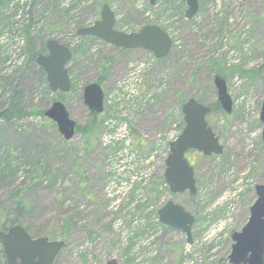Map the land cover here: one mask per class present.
<instances>
[{
    "label": "rangeland",
    "instance_id": "obj_1",
    "mask_svg": "<svg viewBox=\"0 0 264 264\" xmlns=\"http://www.w3.org/2000/svg\"><path fill=\"white\" fill-rule=\"evenodd\" d=\"M103 3L111 5L119 31L154 24L168 32V55L157 59L142 49L120 51L79 36V28L100 18ZM198 3L197 13L186 19L182 0H26L20 16L16 0H0V113L10 107L25 112L0 117V162L12 170L0 173V220L10 206L8 195L22 189L20 224L33 237L65 242L53 264H104L112 258L118 264H230L231 235L247 222L255 186L264 181V0ZM27 33L38 46L54 39L69 48V92L50 90L29 55ZM138 61L149 66L143 91L158 84L162 89L154 103L130 115L135 147L129 149L115 118L106 124L113 115L107 96ZM215 74L226 80L230 113L217 101ZM92 82L104 92L101 127L87 143L77 130L65 140L43 113L59 99L76 128L85 126L91 117L82 89ZM14 86L19 92L12 96ZM190 97L214 105L206 119L223 149L209 156L187 152L196 191L173 194L164 181L166 141L181 133V105ZM169 200L194 216L191 243L180 229L156 221Z\"/></svg>",
    "mask_w": 264,
    "mask_h": 264
},
{
    "label": "water",
    "instance_id": "obj_2",
    "mask_svg": "<svg viewBox=\"0 0 264 264\" xmlns=\"http://www.w3.org/2000/svg\"><path fill=\"white\" fill-rule=\"evenodd\" d=\"M151 5L156 0H148ZM186 3L185 17L191 19L198 10V0H182ZM115 17L107 3L100 11V19L93 25L77 30L80 36H93L114 47L127 49H142L151 52L154 57H166L172 47V39L158 25L150 24L138 32L124 33L114 28ZM46 54H38L36 64L46 74L47 85L51 91L68 92L71 88L66 68L71 58L68 47L54 39H48L45 44ZM213 85L217 93V101L221 108L230 113L232 100L227 92L226 80L219 74L213 76ZM104 93L100 84L92 82L82 90L83 103L90 112L101 114L103 111ZM184 127L178 137L169 143V154L165 160L164 179L172 193H182L188 190L195 193L194 169L189 164L185 154L189 150L202 152L204 155L220 154L222 145L219 137L206 120L210 107L190 97L181 106ZM44 116L50 118L65 140H70L75 133L76 122L69 117L67 109L61 100H55L44 111ZM262 123V140L264 141V99L260 108ZM256 199L250 207V215L239 232L231 235L233 244L228 255L230 264H264V181L255 186ZM161 223L185 233L189 243L192 242L191 226L194 217L181 205L168 201L158 210ZM0 243L7 264H52L65 247L63 240L49 239L47 236L33 237L21 225L14 224L0 231ZM104 264H118L112 258Z\"/></svg>",
    "mask_w": 264,
    "mask_h": 264
},
{
    "label": "built area",
    "instance_id": "obj_3",
    "mask_svg": "<svg viewBox=\"0 0 264 264\" xmlns=\"http://www.w3.org/2000/svg\"><path fill=\"white\" fill-rule=\"evenodd\" d=\"M64 0H61V3ZM92 0H88L91 2ZM26 0H16V7L20 16L22 4H25ZM27 8V6H26ZM28 9V8H27ZM147 65L143 62H137L130 66V70L124 76L123 79L116 82L114 88L107 96V103L113 109V115L107 120L106 124L111 123L115 118L118 125L119 137L129 149H134L131 136L129 133L128 120L131 119L130 115L136 112H141L147 105L154 102L157 94L162 89V86H153L152 89L142 91L141 84L143 75L147 70ZM122 103H125L124 110H119ZM114 109L118 111H114ZM116 117H119L116 120ZM156 154V150L153 151L147 158V161L152 160ZM157 221V218H155Z\"/></svg>",
    "mask_w": 264,
    "mask_h": 264
},
{
    "label": "trees",
    "instance_id": "obj_4",
    "mask_svg": "<svg viewBox=\"0 0 264 264\" xmlns=\"http://www.w3.org/2000/svg\"><path fill=\"white\" fill-rule=\"evenodd\" d=\"M84 38L97 40L96 38L90 37V36H87V37H84ZM26 40H27L28 50L30 52L29 55H30L31 58L35 59L36 55L38 53H41V52L45 51V44L40 43L41 45L38 46V44L36 43L34 38H32L29 35V33H27V39ZM116 49H118L120 51L124 50V49H121V48H116ZM42 72H43V70H42ZM102 79H104V76L101 77L99 79V81H97V82L101 83ZM44 83H45V81H44ZM18 92L19 91H18L17 87L14 86L13 87L12 96H15V94H17ZM210 109L212 111L214 109V105L211 104L210 105ZM24 114H25V112H23L21 110H19V112H15L14 109H12L10 107V108L6 109L5 111H3L2 113H0V117H4L5 119L8 120V119H10L12 117H21ZM89 117H91V119L89 120V122L85 126L78 125L77 128H76V130L80 131L82 133V135L84 136V143L88 142V137L90 136V133H92L94 130L96 132L98 129H100L101 122H102V115L101 114L90 112ZM89 146H90V143L87 144L85 146V148H88ZM2 164L3 163L0 162V173L2 175L6 176L8 174V172H12V170H8L7 169V167H6L7 164H4V166ZM22 194H23L22 189H16V190H14L13 192H11L8 195V202H10V206H9V208L5 209V212L3 214L5 219L4 220L1 219L2 221L0 220V229H1V227H4L7 223H10L11 225L16 224V223H20L21 220H22L21 217L25 216L24 212H25V207L26 206H25V203L22 200V196H23ZM66 235L67 234H62L60 238L61 239H66ZM89 235H90V233H89ZM0 264H7V262L5 260V257H4V254H3V251H2V248H0Z\"/></svg>",
    "mask_w": 264,
    "mask_h": 264
}]
</instances>
